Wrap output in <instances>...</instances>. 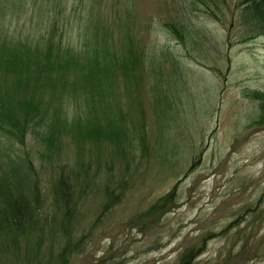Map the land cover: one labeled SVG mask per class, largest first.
<instances>
[{"label": "rangeland", "instance_id": "rangeland-1", "mask_svg": "<svg viewBox=\"0 0 264 264\" xmlns=\"http://www.w3.org/2000/svg\"><path fill=\"white\" fill-rule=\"evenodd\" d=\"M252 4L0 0V26L17 40L39 44L57 21L56 42L66 34L65 46L85 49L80 32L92 23L105 29L101 52L138 59L90 96L100 112L102 99L114 104L126 154L108 139H73L88 125L86 90L77 98H55L42 86L21 92L54 105L74 127L62 132L59 153L31 132L15 148L17 160L37 169L46 207L63 172L78 173L91 195L70 221L56 211L53 227H40L21 251H0V264H182L184 255L185 264H264V112L249 97L264 94V20Z\"/></svg>", "mask_w": 264, "mask_h": 264}, {"label": "trees", "instance_id": "trees-1", "mask_svg": "<svg viewBox=\"0 0 264 264\" xmlns=\"http://www.w3.org/2000/svg\"><path fill=\"white\" fill-rule=\"evenodd\" d=\"M249 1L264 20V0ZM56 23L54 21L49 26L47 36L43 35L39 44L33 45L32 42L17 40L0 26V251L9 254L13 253L11 247L18 246L21 251L20 244L40 227L52 228L55 224L52 216L56 211L63 219L70 221L71 216L78 214L79 202L91 195V191L88 192L89 185L80 186L78 173L63 172L53 181V202L49 208L46 207L36 178L37 169L29 159L20 157L17 160L14 157L15 148L18 144L24 145L26 135L31 132L50 153H59L62 132L74 127H68L64 124L65 121L58 119L57 108L45 105L42 98L36 95L23 98V90L29 87L41 89L39 87L42 86L55 98L63 94L77 98L78 90H86L88 125L79 128V138L73 135V139L75 142L90 141L95 144L108 139L116 146L118 153L126 154L115 127L117 119L111 118L114 104L102 99L105 109L100 112L90 96L94 95L96 85L113 84L115 68H135L138 59L131 55L127 62L117 54L111 55L108 49L101 52V47L107 42L102 38L105 29L92 23L83 26L85 33L80 32L85 37V49L76 50L65 46L62 37L66 34L60 35L58 42L52 37L51 31L57 29L55 25L58 26ZM61 23L64 25V21L61 20L59 25ZM90 32H93L92 35ZM10 75L15 78L11 84L6 79ZM101 95L105 98L104 93ZM249 97L258 100L264 112V94L250 93ZM110 110L112 113L109 115ZM93 114L96 115L97 123L90 119ZM77 127L75 126L76 129ZM88 177L85 175V178ZM109 189L106 187L104 191L108 193ZM169 197L168 194L161 198V202L165 203ZM108 204L110 206L113 203ZM67 227L68 225L65 226L66 230ZM30 248L27 246L26 256L33 258L34 255H28ZM186 257L187 255L183 256L182 264H185Z\"/></svg>", "mask_w": 264, "mask_h": 264}]
</instances>
